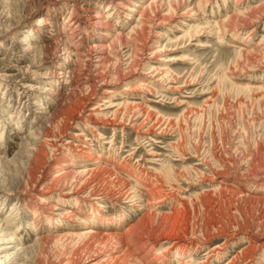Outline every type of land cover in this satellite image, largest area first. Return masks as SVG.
I'll list each match as a JSON object with an SVG mask.
<instances>
[{
	"label": "rangeland",
	"instance_id": "1",
	"mask_svg": "<svg viewBox=\"0 0 264 264\" xmlns=\"http://www.w3.org/2000/svg\"><path fill=\"white\" fill-rule=\"evenodd\" d=\"M177 1L179 12L170 10ZM150 2L0 0V157L9 161L0 167V181L32 182L15 157L31 131L48 125L45 121L57 104V118L62 120L54 117L47 130L60 137V147L43 148L39 155L43 169L36 184L39 187L32 194L50 181L45 178L59 181L61 177L56 175L61 170L78 173L95 165V159L105 170L98 174L94 195L87 191L69 195L40 192L38 199L55 205L50 214L46 210L39 213L43 206L31 199V193L20 202L0 191V224L13 213L16 221L8 230L14 234V241L20 240L19 246H33L31 256L23 254L31 264L93 263L107 255L122 257L125 243L109 237L128 230L158 237L172 232L174 238L184 237L191 245L187 247L188 257L181 261L193 264H226L238 255L244 257L252 241L264 240V0H158L152 9L145 10ZM135 4L141 8H135ZM79 8L92 15L101 12L109 25L101 34L96 28L84 30V50L93 45L107 46L117 34L126 36L112 45L108 51L111 57L94 71L91 62L80 56L82 53L65 63L60 56L66 42L62 33L66 18L72 9L81 11ZM127 9L137 13H128ZM142 10L143 19L157 11L164 15L165 23L136 29ZM42 19H46L42 24L45 31L38 27ZM133 28L137 35L130 39ZM142 45L147 49L134 55L126 66V51L141 49ZM32 46L37 48L27 54ZM150 68L162 71L173 90L165 89L168 80L154 82L153 74L148 73ZM58 70L69 73L71 83L62 74L56 75ZM51 71L54 74L47 76ZM114 72H118L116 77L112 76ZM93 73L94 87L85 89L80 79ZM100 81L103 84L98 86ZM57 88L66 99L53 104L47 90ZM120 89L127 92L113 95V106L142 108V115L134 116L133 123L126 117L113 130L111 124H92L80 114L72 115L71 120L65 116L68 107L79 108L84 102L101 106L99 100L108 97L103 92ZM33 102L42 106L35 109ZM114 109L102 110V114H109L111 119ZM146 114L167 126L162 135L147 132L153 120L140 126ZM68 132L80 134L82 143L78 144L84 148L66 144ZM148 137L154 141L148 142ZM74 172L72 176L76 177ZM110 182L113 190L118 187L133 193L132 199L95 200L102 196V186L109 188ZM150 187L156 194L155 201H149L151 207L146 198ZM146 214H153L154 220H143ZM19 225L22 227L16 232ZM163 237L156 245L150 243L143 248L137 255L139 262L144 264L166 249ZM197 242H202L198 249ZM16 245L14 242L0 254V264H15L12 260L20 254L14 251ZM213 247L221 249L218 258L209 254ZM165 258L156 264H166ZM253 260V264H264V255L257 253Z\"/></svg>",
	"mask_w": 264,
	"mask_h": 264
},
{
	"label": "bare ground",
	"instance_id": "2",
	"mask_svg": "<svg viewBox=\"0 0 264 264\" xmlns=\"http://www.w3.org/2000/svg\"><path fill=\"white\" fill-rule=\"evenodd\" d=\"M157 1L158 0H151L149 6H147L145 10L152 9V7L154 5H156L155 3ZM64 7H65V5H64ZM180 7H181V5H180L179 1H177L176 2V5L173 8H171L170 10L173 9L174 11H176ZM135 8H141V6H138L137 4H135ZM79 9L81 11H78V12H76L75 9H72L71 10V14L69 15V17L66 18V20H67L65 22L66 23L65 24L66 29L65 30L63 29V32H62V33H64V36L63 37L66 36V42H65V48L63 50H61L60 56H61L62 60L65 63V62H67V61L70 60L69 57H73V56H77V55L79 57V55L82 53L80 56L85 57L86 61H90L91 62L90 64L93 65V68H94L93 71H94V70L100 69V66L99 65L102 66V64L104 62H106V60H108L111 57V53L108 52V51H109V49H112V45L114 43L115 44L116 43H121L122 40L126 39V36L124 37L123 34L122 35L121 34H117V36L110 43H108L107 46H104V45H101V44L98 43L99 44V45L97 44L98 46L93 45L91 47H88L86 50H84L85 44L82 43V39H81V35L83 34L84 30H88L90 27L91 28H96L99 31L98 33L101 34V32H103L106 28H109V25L106 22L107 17L104 16L103 14H101V12L98 13L97 15H92L89 12H87L85 9H82V8H79ZM259 9H261V8H259ZM262 9H264V8H262ZM127 12L128 13H132V14L134 13L135 14V13H137V10L127 9ZM177 12H179V10H177ZM102 13H103V11H102ZM142 13H143V10L139 14L140 17L138 19V23L135 25V28L136 29L137 28L140 29L142 27H153V26H156L155 24L157 22H158L157 23V26H159L160 24H162V22L165 23V21H166V19L164 18V15H162L160 12H157V11L156 12H153L152 11L151 14H150V16L147 17V18H145V19L142 18ZM242 13H240V14H242ZM185 14L186 13L184 12L180 16H184ZM243 14H245V13H243ZM194 15L195 14H190L189 16L194 17ZM249 15H251V14H249ZM124 18L126 19L127 17L125 16ZM40 23H41V25H38V27L40 26L41 29H43V31H45L46 26L45 25H42V24H45L46 23V19H42L40 21ZM135 28H133L130 31V33H129L130 36H131L130 39L132 38V35L133 34H136L135 33L136 32L135 31ZM141 31H142V29H141ZM180 32H182V31L180 30ZM252 32L253 31H251V33ZM62 33H60V34H62ZM67 33H69V34H67ZM188 36H189V34H188ZM128 40H129V38H128ZM54 41H52L51 43L54 44ZM144 45H142L141 49H134V48H132L133 49L132 51H130V52L126 51V55L125 56L127 57L126 60L128 62L126 64V66L127 65L129 66L132 63V60H133L134 55H137V53H143L147 48H148V50H151V47H152L153 44H150L147 48ZM36 48L37 47L32 46L31 49H30V47H29L28 50L26 51V53L28 54V52H32ZM125 48H127V47L125 46L124 49ZM82 50H84V52ZM146 58H149V57H146ZM59 66H61V65H59ZM57 72L58 73L56 75H61L62 74L63 75V78L66 79L65 81H69L71 83V81L73 80V77L71 75H69V73H67V72L64 73L61 70H58ZM150 72L153 74V78L156 79L154 81L156 83H159V82L164 83L163 81H165V80H168L169 81L168 77L166 75H164V73L162 71H160L159 69H151L150 68L149 71H148V73H150ZM117 73L118 72H114L112 74V76L113 77H116L117 76ZM52 74H54V71H51V73L47 74V76H51ZM95 76H96L95 73H93V75H91V76L82 77L80 79L82 81V84L81 85H83V87L85 89L93 88L94 87V84L93 83L95 81L94 80V77ZM116 79H118V78H116ZM100 80L102 81V79H100ZM97 81L98 80H96V82ZM101 81H100V83H101ZM103 82H104V80H103ZM100 83L98 84V86H101L103 84V83H101V84ZM52 84H54V82L51 83V85ZM165 86H166L165 89H167L169 91L170 90H173L172 89V86H171V81H169ZM23 89H28L29 91L31 90L30 88H26V87H23ZM174 90H175V88H174ZM47 91H48L47 94L50 97V101L53 100V102H51L53 104H55L56 102H63L66 99V98L63 99L64 96H62L60 94V91L58 90V88L57 89H54V90L53 89H50V90H47ZM95 92L96 91H93L92 96L95 94ZM123 92L124 93L127 92V89H120V90H115V91H108L107 90V91L103 92L108 97L102 98V99L99 100V104H101V106H99L98 103H93V106H95V107H91V105H88L87 102L82 103L84 105L81 106V107H79V108H74L72 106L71 107H68L69 106L68 105L67 106L68 109L65 108L66 111L68 110V114L65 115V116L69 117L68 120H71L72 118H70V117H72V115H74V114L79 115L80 114L82 116V118H84L85 120H90L89 122H91L92 124H94V123L96 124V122H101L103 126L104 125H108V124L110 125L111 124L113 130H115L116 126H120L121 124H123V121L126 119V117H127V121L128 122L133 123V120L135 121V119L133 118L134 116L137 115L136 117H139L140 115H142V113H141L142 108L140 109V107L137 106V107H133L130 110V106H124V107L117 106L116 107V105L113 106V104H112V102H115L114 99H113V95L120 94V93H123ZM26 95L27 94L23 95V97H26ZM69 95H70V92H69ZM27 97H29V96H27ZM66 97H68V96H66ZM32 104H33V107L35 109H39L42 106L38 102H33ZM73 104L75 105V103H73ZM58 105H60V104H57V107L54 109L53 113L51 115H49L48 118H47V120L45 121V123H48V125L52 123V120L54 119V117L57 118V115H58ZM114 107H115V109L111 112V115H110L111 116V119L108 118V115L109 114L108 115L102 114V110L103 111H106V110H109V109L114 108ZM122 108H125V109L122 110ZM63 111H64V109H63ZM60 118L58 117L57 119L58 120H62ZM151 120H153V121L150 124V129H146V130H148L147 132L148 133L150 132V133H152L154 135H157V134L162 135L166 131L167 126H164L163 124L157 122L156 120H154V118L152 119V116L149 115V114H146L145 118L140 123V126H142V127L145 126L146 124H148L149 122H151ZM48 125L46 124L44 126H41L40 128L31 131L29 133V135H27L24 139L22 138L23 139L22 141H24V144H22V145L24 147H21L19 153L16 154L15 160H17V161H15V162L17 163V165L20 164L24 168V170H25L24 172H26L25 175H27L28 179H31L32 182H30V181L28 182L27 180H24V181L22 180L23 182H21L20 184L19 183H9V182L7 184V179L4 178L2 181H0V191H4L6 193V195L8 196L9 199H12V200L15 199L17 201L22 202L21 201V198L25 197L27 193H31L32 194V191L35 190L37 187H39V186H36V184L39 183V181H38V176L39 175L38 174L43 169V164L39 163V161H40L39 155H42L43 154V148H46L47 149V147H50L53 150H55L58 146L60 147V145H59L60 137H57L58 135H56V134H55L56 136L52 135L50 133V130L49 129L47 130V126ZM147 132H143V133H147ZM64 133H65V131H64ZM66 135L68 136V139L66 140V144H70V145H73L75 147H80V149L84 148V147H82L81 145L78 144L79 142L82 143L81 142V139H80V137H81L80 134L78 135V134H75V133H72V132H68V133H66ZM151 141L152 142L154 141L153 140V137H148V142H151ZM150 156H153V154L151 153ZM5 160L6 159H3V157H0V167L9 163V161H5ZM84 162L89 163L86 160H84ZM96 162H97V160L95 159V161H94V164L95 165H90L89 168L83 169V170L79 171L78 173H77V171L76 172H74V171L67 172V171H64V170L59 171L58 172L59 175H56L59 178L61 177L60 179H62V180L59 179V181L57 179H53V178L52 179L51 178H45V180H50V181L48 183L46 182L47 184L46 185H43L39 190L37 189L38 191H36V192H38V193H33L32 195L30 194L31 195L30 196L31 199L37 200V202L39 204H41V206H43V207H40L38 209L39 210V213L40 214H43L42 213L43 210H46L47 212H49L48 214H50L51 211H54L55 210V207H54L55 205L54 206H51L52 204L51 205L50 204H45L44 203V199H38V196L37 195L40 192H43V193H46V192H56V193L62 194V195H69V194H72L73 192H78L79 193V192H82V191H87L86 192L87 194L94 195L95 194V188H96L97 184L99 183V175L98 174H99L100 171H105L104 169H101V167L97 166L98 163H96ZM10 163H12V162H10ZM11 165H13V163ZM24 172H23L22 175H24ZM73 172L75 173V176L76 177L72 176L73 175ZM46 175H48V174H46ZM71 176L74 177V178H71ZM103 176H101V177L103 178ZM104 180H105V178H104ZM107 180L109 181V179H107ZM108 186H109V188L108 187L105 188V187L102 186V190L100 191L101 194H102V196L100 198L95 199V200H98V201H100V200H102V201L109 200V201H112V202H121V201H124V200H127V199H132V196L131 195L133 193L132 194H129L127 192L121 191L120 189H118V187L116 188V190H113V187L114 186H113V184H111V182L108 183ZM150 188L151 189H149V191H148L149 193H147V195H146V198L148 199L147 202H149V201L152 202V200L155 201V199H156V198L154 199V197H153V195H156L154 193L155 190L152 187H150ZM157 194L159 195V192H157ZM161 198H163V197H161ZM161 200H163V199H161ZM150 202H149V206L151 207V206H153L152 205L153 203L150 204ZM155 203H154V205H155ZM157 203H159V202H157ZM2 206H3V204H0V210L2 209ZM13 218H14L13 213H10L7 216V218H6L5 222L3 223V225L0 224V234H1L0 235V245H2V246H0V254L2 252L5 253V250L7 249V247L8 246H12V244L15 242L18 245L15 246V250L14 251L15 252L17 251L18 253L20 252V254H19V256L16 257V259L13 258L12 262L15 261L13 263L16 264L17 260H18V262H19V260H23L25 262L24 264H31L30 263L31 261H29V259L25 255H23V254H27V253L30 254L33 246H23V247L22 246H19L20 244L18 242L20 240H18L16 242V239H15V241H14L12 239V237L14 236V234H10L11 232H10V230H8L9 227H11L13 225L14 221H16V219L14 220ZM142 218H144L143 220H146V221L148 220V222H149V221H153L154 220V215L152 214L150 216L149 214H146V217H142ZM22 225H24V224H22ZM22 225H19L18 226V228L16 229V232H18L20 230V227H22ZM145 227H146V225H145ZM160 228H161V226H160ZM131 229H132V227H131ZM6 231L8 232V235H5L6 234ZM145 233L144 232L143 233H138L135 230H133V231H129L128 230L127 232H124V234H121V235H119L118 233L117 234H111L110 235L109 239L110 238H116L119 241H121V243H125V247L123 248L124 249L123 254H121L122 257L119 256V258H118L115 255H114V257H111V255H107L106 257L104 256V258H103V260L101 262L99 260L94 261L95 263L94 262L93 263H88L86 261H84V262H76L75 261V262H72L70 264H125L126 263V261H124L125 259L130 264H143V263L139 262V259L140 258H138L137 255H139L140 252L142 250H144L143 248L145 246H147L150 243L153 244V245H156V242H158L163 237V236L162 237H160V236L158 237L157 234L149 235V234H145ZM171 233H170V235L168 233V235H165V237H163V238H165V240L167 241V244H168L167 247H166V249L159 251V254L158 255L151 256L148 261H146V262L144 261V264H156L160 260V258H162L163 256H166L165 259L168 261V262L165 261L166 264H168L169 261L175 262V264H193L191 261H186V262H182L181 261V260L186 259L188 257V253H187L188 252L187 251L188 248L187 247H189L191 245L189 243V241L184 240L183 239L184 237H179L178 236V237H175L174 238V236H172ZM98 234H100V233H98ZM72 236H79V235L76 234V235H72ZM185 237H187V236H185ZM109 239H106L105 241H108ZM104 243H106V242H104ZM201 243H199V242L196 243L195 246H197L196 247L197 249L199 248L198 245H200ZM252 243L253 244L252 245H249L246 248V251H244L245 252L244 253L245 254L244 257H241L240 258L239 255L237 254L238 257L236 256L234 258H231V260L229 262H227L226 264H253L254 263V260L253 259H254L255 255H257V253H259L261 256H263L264 255V240L262 242H256L254 240V242L252 241ZM87 245H88V243H87ZM85 250H83V251H85ZM220 250L221 249H219L217 247H213V248L210 249V251H209L210 253L209 254H210V256H216V258H218V256L221 254ZM150 252L151 251H149L146 255L149 256V253ZM8 254H10V253H8ZM31 254H33V253H31ZM31 254H30V256H31ZM23 256H25V258ZM8 257H10V256L8 255ZM77 257H75V258H77ZM121 258H123V261L125 263L122 261ZM7 259H9V258H7ZM118 259H121L122 263H118ZM141 260H143V257H141ZM33 261H35V260H33ZM202 264H207V263L204 262Z\"/></svg>",
	"mask_w": 264,
	"mask_h": 264
}]
</instances>
